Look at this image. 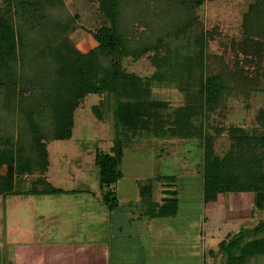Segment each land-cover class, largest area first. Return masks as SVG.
<instances>
[{
  "label": "trees",
  "instance_id": "obj_1",
  "mask_svg": "<svg viewBox=\"0 0 264 264\" xmlns=\"http://www.w3.org/2000/svg\"><path fill=\"white\" fill-rule=\"evenodd\" d=\"M65 1L0 0V169L5 168L0 174V196L17 193L16 180L35 173L40 177L31 190L39 195L64 194L45 179L49 166L46 143L72 137L74 112L85 96L107 94L114 98L116 129L134 133L142 127L155 137L199 141L200 185L206 210L222 204L230 193H247L253 195V205L264 211V105L256 114L257 132L228 127L230 145L221 157L215 154L214 140L205 126L226 92L256 90L259 77L247 74L244 64L239 66L241 57L245 62L259 55L258 41L264 40V0H251L243 13V40L233 48L239 52L233 62L238 67L225 65L221 72L206 77L205 46L211 32L201 30L193 41L194 56L182 61L177 54L171 62L170 48L172 40L187 37L198 23L202 24L199 11L205 0H95L104 24L91 33L96 45L85 53L71 40L78 30L77 17L70 16ZM144 56L157 67L152 79L158 81L166 77L167 70L175 71L179 79L185 73L190 76L199 71L197 92L189 95L178 109L173 126L166 130L154 110L167 103L147 101L148 88L142 86L143 80L123 67L124 59L137 61ZM182 86L187 88L186 84ZM98 110V106L92 108L96 114ZM216 131L218 134L224 129ZM119 137H115L111 154L95 153L101 188H110L122 178L118 166L123 159L124 140ZM139 195L147 217H170L178 211L175 192L162 204L152 200L150 179L139 186ZM110 196L107 193L104 201L113 209L117 201ZM263 231L264 222H260L244 235L257 236ZM263 240L255 237L247 246L264 255ZM230 245L220 242L219 248L228 251ZM238 253L241 263L255 254L243 248Z\"/></svg>",
  "mask_w": 264,
  "mask_h": 264
},
{
  "label": "rangeland",
  "instance_id": "obj_2",
  "mask_svg": "<svg viewBox=\"0 0 264 264\" xmlns=\"http://www.w3.org/2000/svg\"><path fill=\"white\" fill-rule=\"evenodd\" d=\"M249 2L205 0L199 11L202 24L198 23L187 37L171 41V62L177 54L181 61L188 55L194 56L193 41L205 29L211 32L205 46V77L221 72L225 65L236 69L238 65L233 62L239 52L233 48L237 49L235 46L243 40L241 22ZM65 6L70 16L77 17L78 30L71 40L75 48L85 53L95 47L91 33L104 24V19L95 0H66ZM258 42L261 60L255 54L244 62L243 56L239 66L244 64L247 74L259 77L256 90L226 92L205 124L207 134L214 140L215 154L220 157L230 145L228 127L252 133L259 130L256 114L264 105V40ZM123 67L143 80L142 86L148 88L147 101L167 103L166 107L154 110L164 130L173 126L178 109L198 90V70L190 76L185 73L181 79L175 71L167 70L166 77L158 81L152 79L157 67L145 56L137 61L124 59ZM113 104L112 95L85 96L74 112L72 137L46 143L49 166L45 179L64 194L39 195L31 190L40 177L35 173L16 180L17 193L0 196V264H14L11 260L20 242L14 244L11 239L20 232L28 239L34 238V243L46 241L45 238H65L70 244H102L108 252V264H264V255L247 246L255 237L263 240L264 231L257 236L244 235L246 230L264 222V211L253 205V195L230 193L222 204L206 210L200 185L199 141L168 135L155 137L142 127L134 133L121 127L116 129ZM94 106H98L97 114L92 111ZM216 128L224 131L217 134ZM116 135L124 140L123 159L118 166L122 178L110 188H101L95 153L111 154ZM4 173L5 168L0 169V174ZM171 176L173 180L168 179ZM149 179L155 203L162 204L165 197H174L175 192V216L144 215L139 186ZM36 187L41 190V186ZM107 193L116 198L113 209L104 201ZM220 242L231 243L228 251L219 248ZM25 243L27 246L29 241ZM242 248L255 253L243 263L238 258Z\"/></svg>",
  "mask_w": 264,
  "mask_h": 264
},
{
  "label": "crops",
  "instance_id": "obj_3",
  "mask_svg": "<svg viewBox=\"0 0 264 264\" xmlns=\"http://www.w3.org/2000/svg\"><path fill=\"white\" fill-rule=\"evenodd\" d=\"M30 221L27 223L28 228L31 226ZM24 238L25 242L29 241L27 246ZM45 239L46 241L41 240V243H34V238L28 239L27 235L21 232L16 234L11 240L14 244L20 243L14 249L11 261L14 264H108V252L102 244H70L65 238L54 241Z\"/></svg>",
  "mask_w": 264,
  "mask_h": 264
}]
</instances>
